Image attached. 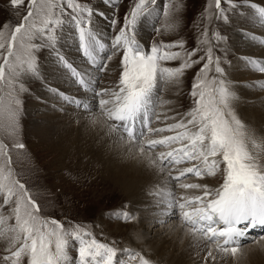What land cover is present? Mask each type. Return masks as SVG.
Segmentation results:
<instances>
[{"label": "snow or ice", "instance_id": "1", "mask_svg": "<svg viewBox=\"0 0 264 264\" xmlns=\"http://www.w3.org/2000/svg\"><path fill=\"white\" fill-rule=\"evenodd\" d=\"M24 3L25 0H10L14 8ZM222 3L231 9L238 5L233 0H211L216 17L226 21L227 9ZM260 3L264 4V0ZM156 4L157 0H133L122 23L111 19V26L116 29L111 49L113 53L122 52L119 79L115 89L95 91L93 88L94 95L99 97L98 105H83V108L88 113L98 109L97 115H91V123L103 128L113 144L129 157L143 159L160 173L167 168L165 184L169 180L180 181L190 174L203 178L222 172V183L214 189L199 183L178 184L185 192L198 190L199 195L181 193L177 197L174 192L163 190L157 193L167 196L160 203L168 211H160V216L165 218H158L156 222L164 224L168 218H178L176 227L184 230L198 248L202 243L214 244L217 251L238 264L245 255L243 240L254 244L264 240V235H249L254 229L264 228V139L257 137L236 115L233 101L239 97L233 82L226 78L213 41L207 39V28L202 33L203 54L199 47L187 49L182 40L154 41L148 48L141 43L137 26L142 18L152 15ZM249 6L264 24V6L257 3ZM209 10L206 7L205 12ZM177 11V6L165 0L163 14L168 20V30L176 27L174 14ZM94 14L92 7L78 0H27V12L14 27L9 30L7 24L0 26V132L12 138L11 146L15 149L25 147L16 140V134L22 107L20 97L29 91L25 82L39 75L35 53L44 47L55 50L57 30L64 23L65 15L75 23L83 56L99 72L106 71L107 62L97 59L105 44L91 29ZM156 31L159 33L161 29ZM212 37L215 41L223 39L215 31ZM259 43L264 44V39ZM58 59L83 88L98 82L86 79L88 74L78 71L63 56L58 55ZM112 59V55L107 56V61ZM176 61H179L176 66H166ZM247 64L264 74V59L249 57ZM197 65L189 93L190 108L172 117L164 116L173 123L152 127L153 116L157 121L161 118L156 112L157 90L162 84H179L185 71ZM257 83L264 89V82ZM74 102L81 107L82 101ZM165 131L173 134L152 138ZM158 146L168 150L155 152ZM185 163L191 166L179 167ZM0 197L3 201L0 209L9 206L8 216L0 211V242L6 243L4 251L8 253L2 257L4 264H154L138 251L118 249L114 244L97 240L81 225L66 226L41 215L37 200L17 178L9 145L3 140H0ZM116 218L134 219L128 212L117 213ZM118 254L121 257L127 254V259H118ZM207 258L216 260L211 248Z\"/></svg>", "mask_w": 264, "mask_h": 264}, {"label": "rangeland", "instance_id": "2", "mask_svg": "<svg viewBox=\"0 0 264 264\" xmlns=\"http://www.w3.org/2000/svg\"><path fill=\"white\" fill-rule=\"evenodd\" d=\"M78 2L92 7L93 9L95 8V14L93 15V18L99 16V8H101L102 5H106L104 0H78ZM167 2L170 5H175L178 7V11L174 14L176 25L175 29L168 30L166 28L168 20L163 14V5L165 0H157L158 13L152 20H150V24L148 25H142L146 17L142 18L137 26V38L142 44L145 45L146 48L150 47L154 41L175 42L182 40L185 42V47L187 49L191 50L192 48L199 47L201 48L200 54H203V46L201 43L203 40L202 33L204 29L207 28V39L213 41V44L215 45L214 52L216 55L220 56L221 66L225 71L226 78L233 82L234 90L239 97L238 99L240 100L241 89L256 91L258 95L257 97L255 96V99L250 97L241 100L240 102L238 99L233 101V108L238 118L245 125H247L249 129L255 132L256 130L250 127L251 125L242 115V106L248 107L255 104L254 102H260L262 100L264 101V89L259 87V84L257 83L258 81L264 82V78L261 80V78L264 77V74L251 69L248 64H245L244 68L247 69L250 77L252 76L251 78H246L240 81L237 79L235 80L230 74V72L234 71L235 69L234 65L232 64L236 55H239L242 60H246L245 54H243V52L246 50V47L240 43H237V38H239L241 41L252 40L254 45H261L259 43V39L256 38V40H258L257 42H255L256 40L252 39V29L257 28L256 25L250 24L243 27L237 21V19L242 16L241 14L248 10L247 7L251 3H255L254 0H247V2H245V0H233V2L237 3L238 5L236 9H231L226 4L222 3V6L227 9L226 15L228 19L226 21L216 17L214 6H211V0H167ZM132 3L133 0H114L111 5L112 9L109 13L108 23L105 26L107 27L105 33L100 34V36H98L99 31L95 33L99 40L104 38L103 41L106 45V49L101 55V60L99 61H105L107 64L110 62L106 71L99 72L98 69L91 66L87 59L82 56L83 54L79 52L81 56L79 54L78 57L82 59L80 61L89 68V79L91 80V76H94V80H98L97 83L91 86L92 90H89L88 88L85 89L77 84L68 69H66L60 62L63 66L62 69L64 74L66 73L71 82H73V87H77V91H73V93H75L69 96H74L76 94V97L79 99L81 97L84 98L80 100L82 102L84 101V103L87 102L86 105H88V103H93L94 107H96L98 105L97 103L99 97L94 95L93 88L95 91H99L103 88L115 89L119 79V61L122 52L113 53L111 49V39L116 29L111 26L110 21L112 18H116L122 23L124 14ZM256 3L259 6H264L261 3ZM64 7L67 8L66 4ZM206 7L210 8L208 12H205ZM26 12L27 0H25L24 5L16 8L10 6V0H0V26L7 24L10 30L11 27H14L19 19L24 14H26ZM93 18L91 24L92 29H94ZM63 20L64 23L57 30L55 50L50 47H44L35 53L39 71L42 64L49 58H56V62L59 64L60 60L58 59V55L62 56L59 47L62 42L61 38H63V33L65 35L72 36L74 40L73 46L76 48L75 50H80L79 38L75 23L72 21L71 17L67 15L63 17ZM157 28L161 29L159 33L156 31ZM213 31L218 32L219 35L223 37V39H220L219 41L213 40ZM141 36H143V39ZM109 55L113 56L111 61H107V56ZM78 57L76 60L80 64ZM254 58H258V56L254 55ZM65 59L71 64H77L74 59L66 57ZM178 63L179 61L168 62L166 66H176ZM198 67L199 65L187 69L179 84H162L157 90L158 101L156 112L160 114L161 118L159 121H157L156 117L153 116L151 124V126L153 125L152 127H165V124L174 122L172 119L165 120V115L172 117L177 113H183L190 108L192 98L189 93L191 91L193 78L196 75ZM77 70L80 71L78 68ZM25 83L29 91L22 94L20 97L22 100V107L19 115V128L16 134V140H18L20 143H23L25 147L22 150H17L12 147V138L5 132H0V140H3L9 145L11 158L13 160V167L17 172V178L26 185L30 193L37 200L41 208V215L54 218L66 226L69 224L81 225L86 231L91 232L92 235L101 242L114 244V246L118 249L128 248L133 252L138 251L145 257L152 260L154 264H163L160 258L154 257L151 254L150 250H143L140 247L138 248L130 240L133 231L132 229L135 228L137 216L133 211H130L131 209L129 210L130 200L126 195L127 193L121 189H118V186L115 184H112L101 177L100 174L103 170L102 162L92 160V157L90 158L88 153L80 150L77 151V149H74L73 147L72 148L74 150L67 149L65 150V153H62L60 152L61 149L58 147L60 144L58 137L52 135L51 133L47 134L46 136L40 135L35 131L34 128L36 126H40L41 129L38 130L41 131L42 127L47 126L46 124L49 120V117L46 119L45 116L46 112L48 111L47 107L44 108L39 106H31L34 102H41V100L35 96L36 90L38 89L40 91L44 89L45 91V89H49L50 91H53V93L62 92L63 90H59V87L53 86L51 84L52 80H46L44 77L37 76L26 80ZM85 92L93 93V97H90L91 102L88 100L89 98L87 95L85 96L84 94H81ZM50 98H53L60 103H65L54 104L51 106V111L69 114L71 110L61 109L60 107L62 105H71L77 110H84L83 107H77V104L71 101V98L73 99V97L61 100L62 98L60 95L53 94L50 96ZM94 98L95 101L93 100ZM61 119L65 120L64 122L67 123V125L64 126L66 129L72 127L76 123L78 125L79 123V121L76 122L73 120H67L65 117H60L58 120ZM58 123L60 122H57V124ZM64 131L65 129L59 130L58 134L61 135ZM171 134L173 133L165 131L162 133H157L154 137H161ZM172 147H175V145H172ZM166 150L168 149L163 146H158L154 151L160 152ZM189 166H191L190 163H185L179 167L183 168ZM173 173L176 175L175 170H173ZM189 178L196 179L200 184H206L213 189L218 187L222 183L223 179L222 172H218L215 176H205L203 178H197L195 175L190 174L187 177L182 178L180 181L172 180L174 189L179 191L180 187H178L177 183ZM178 194L181 195L179 192ZM2 203V197H0V204ZM0 211H2L5 216H8L9 206H4L2 209H0ZM122 212L130 213L134 219L131 221H124L123 219L116 218V214ZM109 214H111V217H109ZM174 219L175 221L179 222L177 218H171V220ZM118 221L124 224V226L121 228L117 227L116 222ZM169 222L170 220H167L166 224ZM9 223H14V220H9ZM159 227L160 225L154 228ZM249 234L252 237H259L264 235V228L258 232H250ZM242 244L245 255L240 259L241 261L239 260L238 263L245 264L247 259H249L248 254L252 253L251 246L254 243H250L247 239H245L242 241ZM6 246V243L0 242V264H4L2 257L8 254L4 251ZM73 255H75L74 251ZM119 258L127 259V254H124L123 257L118 254V259ZM225 259L232 261L234 264V261L230 256H225ZM254 263L255 262L253 261L252 264Z\"/></svg>", "mask_w": 264, "mask_h": 264}, {"label": "bare ground", "instance_id": "3", "mask_svg": "<svg viewBox=\"0 0 264 264\" xmlns=\"http://www.w3.org/2000/svg\"><path fill=\"white\" fill-rule=\"evenodd\" d=\"M254 2L260 3V0H254ZM112 3H106L105 6L102 5V7L99 8V13H104L103 16L99 15L93 18L94 29H91L93 32L95 31L94 33L99 31L98 36H100V34H104L106 31L107 27L105 26L108 23L109 13L112 9ZM153 7L155 8V11L152 13V15L146 16V19L142 25L150 24V20H152L158 13L157 4ZM247 9L248 10L245 13L241 14V17L239 16L240 18L237 19V21L243 27L248 26L250 24L256 25L257 28L252 29L253 32L251 33V35L256 36V38L259 40L264 39V24L260 23L259 19L255 15L254 9H252L250 6H248ZM141 38L143 39V36H141ZM103 40L104 38L100 40L101 43H104ZM61 41L62 42L59 49L62 53V56L64 58L66 57L74 59V61H76L78 65L74 63H72V65H74L75 68H78L80 72L89 74L90 72H88V66L84 65L80 61L82 59L78 57L81 51L75 50L76 48L73 46L74 40L72 36H68L63 33V38H61ZM257 41L258 40H256L255 42ZM251 42L252 40L241 41L239 40V38H237V43H240L241 45H244L246 47L245 52H243V54H245L246 60H242L239 55H236L232 64L234 65L235 69L234 71L230 72V74L232 75V77H234L235 80L237 79L242 81L243 79L252 77H250V74L247 69L244 68V65L247 64V58L254 57L255 55L258 56V58L264 59V44L254 45L253 42ZM104 50L98 53V55H100L97 56L98 61L101 60V55L103 54ZM77 57L80 64L76 60ZM56 61V58L47 59L42 64L38 77H44V79L50 81L52 80L51 84L53 86L59 87L58 89L63 91L53 93V91H50L49 89H45V91L44 89L40 91L38 89L36 90L35 96H37V98L41 100V102H34L31 106H39L44 108L47 107L48 111L46 112L45 116L46 119L49 117V120L47 121V126L43 125L44 127H42L41 131L38 130L41 129L40 126H36L34 129L40 135L46 136L47 134L51 133L52 135L58 137L60 140V144L58 145V147L61 149L60 152L62 153H65V150L67 149H77V151L80 150L88 153L90 158L92 157V160L102 162L103 170L100 174L101 177L111 182L112 184H115L116 186H118V189H121L122 191L127 193L126 195L130 200L129 210L131 209L130 211H133L137 216L135 228L132 229L133 231L130 239L134 243V245L138 248H142L143 250H150L151 254L154 257L160 258L163 264H233L232 261L225 259V254L215 249L214 244L205 246L202 243L201 246L198 248L191 239V237L185 234L184 230L178 229L176 227L179 222L175 221V219L171 220V218H168L167 220H170L168 224H160L156 222L158 218H165L163 216H160V211H168V209L164 207V204L160 203L161 200H166L167 196H161L157 193L161 192V190H163L165 193L167 191H172L175 192V195L177 197H179L180 195L178 194V192L185 193L191 196L199 195L200 192L198 190L192 189L187 190L185 192L184 189L180 188L179 191H176L174 189V184L172 180H169L167 184L164 183V178L168 174L167 169H165L164 173H160L155 167L149 166L148 163L143 159L139 157H129L126 152H124L121 148L115 146L113 144V139L105 135V130L103 128H101L99 125H93L91 123V115H97L98 109L95 113H88L85 110H77L71 105H62L60 107L61 109L71 110L69 114L61 113L58 111H51V106L60 103L59 101L50 98V96L53 94L60 95L62 98L61 100L73 97V99L71 98V101L73 103H75V100L84 99L82 97L79 99L78 97H76V94L74 96H69L75 93H73V91H77V87H73V82H71L70 78H68V75L66 73L65 74L67 76L64 74L62 64L60 63V61L59 64H57ZM89 78L90 77L86 75V79ZM91 78V80H94V76H91ZM263 78L264 77H262L261 80ZM74 80L76 81V78H74ZM92 85L93 84L89 85V90H92ZM61 93L63 95H61ZM240 93V100L238 99L239 102L250 97L255 99L258 96L256 91H251L248 89H241ZM81 94H84L85 96L87 95L89 101L93 97L92 92H85ZM93 100L95 101V98ZM254 103L255 104L248 107L242 106V115L246 118V121L251 125L250 127L256 130L255 133L257 137L264 139V101L262 100L260 102L258 101ZM60 104L65 103L61 102ZM86 104L87 102L84 103L83 101L81 107ZM88 106L94 107V104L88 103ZM60 117H65L67 118V120H73L76 122L79 121V123L78 125L76 123L72 127L66 129L64 126H66L67 123L64 122L65 120L63 119L58 120ZM57 122L60 123L57 124ZM63 129H65V131L61 135H59L58 131ZM262 147H264V145H262ZM172 175H175L173 171ZM180 183H199V181H197L196 179L189 178L184 181H181ZM178 184L179 183H177V185ZM109 217H111V214H109ZM116 223L117 227L119 228L124 226V224H122L120 221ZM158 225H160L159 228H154ZM209 248L213 250V254L214 256H216L215 261H213L212 258L205 259ZM251 249L252 253L248 254L249 259H247L245 264H252L253 261L255 262L254 264H264V240L260 241L259 243L253 244L251 246Z\"/></svg>", "mask_w": 264, "mask_h": 264}]
</instances>
